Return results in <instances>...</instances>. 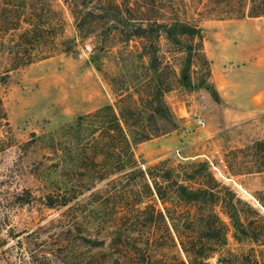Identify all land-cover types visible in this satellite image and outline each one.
Returning <instances> with one entry per match:
<instances>
[{"label": "rangeland", "instance_id": "rangeland-1", "mask_svg": "<svg viewBox=\"0 0 264 264\" xmlns=\"http://www.w3.org/2000/svg\"><path fill=\"white\" fill-rule=\"evenodd\" d=\"M29 1L42 10L43 19H51L43 34L54 37L56 50L8 72H4L7 60L0 58V76L6 74L0 80V97L6 112V120L0 114V264H124L125 259L130 263L135 258L144 264L151 257L162 259L176 254L173 246L151 240L153 231L158 236L163 233L161 221L147 225L135 221L131 184L123 180L124 188L117 187V193L111 183L117 176L112 167L103 181L97 179V164L88 162L80 170L73 168L75 142H71V133H61L78 116L114 105L116 95L110 79L121 73L131 83L134 80L128 75L134 70L133 65L137 64L135 69L140 73L148 66L147 57L139 61L128 54L137 44L135 39L125 42L122 53L119 36L109 32L105 24L80 34L63 0ZM81 1L87 11H93L88 18L101 22L110 21L115 15L113 3L135 2ZM231 2L161 0L160 13L166 20L175 17L196 25L204 45L213 44L214 33L225 34L226 29L216 27L215 22L230 20L224 19V11ZM257 21L264 22V18ZM62 41L70 46L68 51L63 50ZM85 44L90 49H85ZM152 46L163 62L169 61L177 72L180 70L181 59L174 54L173 41L160 36ZM45 47L42 49L52 48L51 44ZM191 53L189 72L195 86L175 82L165 94L175 128L149 144L133 147L138 167L151 173L176 170L182 174H172L170 179L195 188L199 181L187 178L178 165L207 161L219 182L216 191L223 200L213 205L227 225L222 254L231 251L244 263L254 259L264 264V113L244 121L232 117L224 120L215 106L217 94L210 78L206 85L195 84L205 76L202 54L210 58L208 50L204 46L202 53L195 47ZM87 142L82 138L80 143ZM67 149L70 153L60 160L57 155ZM98 155L96 161L102 159ZM161 161L163 165H157ZM173 188L174 185L168 191L166 204L155 194L143 201L161 210L164 205L181 210L178 203L173 204L177 193L170 194ZM57 194L72 198L64 205L55 204L59 202ZM50 203L54 205L49 206ZM118 228L120 240L114 238ZM84 238L103 239L105 243L91 245ZM216 257L217 254L211 261Z\"/></svg>", "mask_w": 264, "mask_h": 264}, {"label": "trees", "instance_id": "trees-1", "mask_svg": "<svg viewBox=\"0 0 264 264\" xmlns=\"http://www.w3.org/2000/svg\"><path fill=\"white\" fill-rule=\"evenodd\" d=\"M133 1L135 2L132 4L113 3L115 15L110 21L101 22L88 18L93 11H87L81 0H63L80 34L90 32L100 23L105 24L109 32L119 36L123 43L122 53L126 49L125 42L135 39L137 44L128 51V54L139 61L147 57L148 63L140 73L136 72L137 64L133 65L134 70L128 75L134 80L131 83L130 81L127 83L121 73L115 74L116 77L110 79L111 88L116 95L114 105L107 104L80 115L61 129V133L62 131L71 133V142L72 140L75 142L71 165L79 169L80 166H88V162L97 164L100 171L97 177L99 181H103L111 174L109 168L112 167L113 174L117 176L111 183L117 193L119 189L124 188L123 180L132 186L131 200L136 211L135 221L143 225L156 220L163 223V233L158 236L153 231L150 234L151 240L156 244L160 242L166 246H173L176 248V254L162 259L151 257L152 259L144 261V264H258L254 259L244 263L239 259L241 257L231 251L222 254L227 238V225L213 210V205L223 200L216 191L220 186L219 182L214 179L207 161L194 160L178 165L184 169L187 178L199 181L200 185L195 188L179 184L176 179H170L172 174L174 176L182 174H177L176 170L168 168L166 171L155 170V173H151L138 167L133 147L175 128V121L165 101V94L175 82L185 86H195L189 72L191 52L197 47L203 53L204 47L202 32L196 25L175 17L168 20L163 18L160 13L161 0ZM217 1H232L224 11L227 15L224 19L264 17V0ZM41 12L40 8L31 6L29 0H0V58L8 62L4 72L29 65L56 50L54 37L43 34V30L49 28L51 19L49 21L43 19ZM160 36L175 44L174 54L180 55L181 59L179 63L181 68L178 72L172 63L163 62L162 56L156 52L157 48L152 46ZM65 42H61L64 46L63 50L68 51L70 46L65 45ZM48 44H51L52 48L43 50L42 48H46ZM204 54L202 60L207 69L205 76L199 83H195L199 87L206 85L210 77V60ZM5 76L6 74L1 75L0 80ZM215 96L217 98V95ZM0 114L6 120L1 97ZM83 134L85 137H81ZM82 138L88 141L84 145L80 143ZM54 152L56 154L57 150ZM69 153L67 149L65 153L61 151L57 156L62 159ZM98 154L102 159L96 161ZM163 163L164 161H161L157 165ZM172 185L174 188L171 189L170 194L177 192L173 196V204L178 203L182 207L181 210L175 211L166 205L161 210L154 204L143 201L144 197L155 194L163 204H166L169 198L167 194ZM56 197L59 202L56 201L55 204L61 205L72 198L71 195L66 194H57ZM141 204H144L142 208H140ZM53 205V203L49 204V206ZM151 229L154 230L152 227ZM120 230L118 228L114 233V238L117 240L121 237ZM84 239L91 245L105 243L103 239ZM216 254L218 257L215 261H211ZM124 261V264L128 263L127 259ZM142 263L143 260L135 258L128 264ZM65 264L84 263L69 261Z\"/></svg>", "mask_w": 264, "mask_h": 264}, {"label": "crops", "instance_id": "crops-1", "mask_svg": "<svg viewBox=\"0 0 264 264\" xmlns=\"http://www.w3.org/2000/svg\"><path fill=\"white\" fill-rule=\"evenodd\" d=\"M260 18L264 17L215 22L216 27L226 29L224 36L218 31L211 37L213 44L203 43L211 58L207 57L210 82L217 94L214 103L224 120L244 121L264 113V22L257 21Z\"/></svg>", "mask_w": 264, "mask_h": 264}, {"label": "built area", "instance_id": "built-area-1", "mask_svg": "<svg viewBox=\"0 0 264 264\" xmlns=\"http://www.w3.org/2000/svg\"><path fill=\"white\" fill-rule=\"evenodd\" d=\"M84 48L88 50V49H90V45H89V44H85V45H84ZM199 123H200L201 125H204V124H205V122H204L203 120H199Z\"/></svg>", "mask_w": 264, "mask_h": 264}]
</instances>
